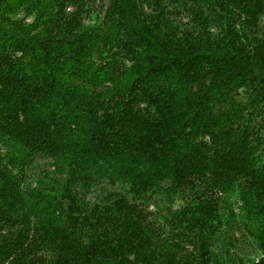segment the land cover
<instances>
[{
    "label": "trees",
    "instance_id": "obj_1",
    "mask_svg": "<svg viewBox=\"0 0 264 264\" xmlns=\"http://www.w3.org/2000/svg\"><path fill=\"white\" fill-rule=\"evenodd\" d=\"M0 264H264V0H0Z\"/></svg>",
    "mask_w": 264,
    "mask_h": 264
}]
</instances>
